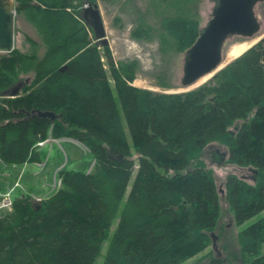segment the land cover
<instances>
[{
  "label": "trees",
  "instance_id": "1",
  "mask_svg": "<svg viewBox=\"0 0 264 264\" xmlns=\"http://www.w3.org/2000/svg\"><path fill=\"white\" fill-rule=\"evenodd\" d=\"M14 1L45 53L0 55V160L42 162L35 144L65 137L86 147L93 165L62 166L60 185L36 203L32 192L13 197L0 216V264H94L116 217L103 264H182L202 253L220 215L212 170L198 157L212 141L227 147L225 162L256 169L254 183L226 176L235 223L264 209V40L196 88L153 91L132 84L136 59L115 63L108 45L93 41L81 0ZM158 28L178 52L200 31L182 15H162ZM130 34L151 40L154 29L141 21ZM17 84L15 96L2 94ZM38 110L61 115L52 121ZM237 238L241 264H264V216Z\"/></svg>",
  "mask_w": 264,
  "mask_h": 264
},
{
  "label": "rangeland",
  "instance_id": "2",
  "mask_svg": "<svg viewBox=\"0 0 264 264\" xmlns=\"http://www.w3.org/2000/svg\"><path fill=\"white\" fill-rule=\"evenodd\" d=\"M78 1L74 0L75 3H78ZM81 1L79 8L81 17L82 8L89 1L97 3L100 11L107 44H102L94 35L93 41L100 47L108 45L115 63L132 59L138 61L135 78L132 82L133 85L168 93L177 92L184 88L180 84L184 51H176L173 40L159 30V19L162 15L189 16L196 19L199 28H201L211 18L212 8L215 5L214 0ZM254 13L260 23V29L252 37H256L258 40L264 37V1H259L255 4ZM141 21L151 25L154 29V36L151 40L135 39L131 36V30ZM246 38L251 37L229 36L223 46L222 58L224 57L225 59L224 52L231 44L241 42L246 40ZM15 47L26 53H34L38 57H42L45 53V45L41 34L26 19L23 13H16L15 15ZM103 61L105 60L103 59ZM32 76L33 72L22 73L20 74L19 82H23ZM239 122L241 121L239 120ZM123 123L126 129L124 119ZM229 129L233 130V125ZM215 150L227 151V147L220 141H212L198 155L199 160L205 164V167L212 170L219 189L220 215L212 231L216 235L215 244L213 247L211 243L202 253L182 264H210V260L213 257L220 260L219 264H241L239 261L240 244L237 234L264 216L263 209L243 223H235L233 212L225 198L224 185L226 176L229 173H233L249 183H254V173L249 167H240L227 163L225 160L221 164H217L213 159ZM40 151L42 153V162H44L42 167L32 163L6 165L0 160V196L3 193H10L13 199V197L22 192H32V200L36 203L53 189H56L54 173L62 166L68 169L88 171L93 165L92 153L78 141L65 137L47 141ZM117 223L118 217L113 220L109 237L104 242L101 254L94 264H103L107 243Z\"/></svg>",
  "mask_w": 264,
  "mask_h": 264
},
{
  "label": "water",
  "instance_id": "3",
  "mask_svg": "<svg viewBox=\"0 0 264 264\" xmlns=\"http://www.w3.org/2000/svg\"><path fill=\"white\" fill-rule=\"evenodd\" d=\"M259 1L264 0H214L215 5L212 8L211 18L205 26L200 28L194 43L184 51L180 77L181 86L186 87L208 73H211L212 77L231 61L222 63L223 46L229 36L252 37L259 31L260 23L254 13V6ZM16 8L14 0H0V55L11 52L15 47ZM82 19L86 25L92 28L94 37L102 44H107L105 28L97 3L89 1L83 6ZM261 40H264V37L258 39L251 46ZM189 89L191 88H182L177 92ZM18 92L19 84L2 94L15 96ZM37 114L49 117L52 121L61 115L48 110H38ZM237 127L238 122L235 129ZM214 153V160L217 164H221L227 158V151L215 150ZM254 173H256V169H254ZM211 237L214 247L216 235L211 233Z\"/></svg>",
  "mask_w": 264,
  "mask_h": 264
},
{
  "label": "bare ground",
  "instance_id": "4",
  "mask_svg": "<svg viewBox=\"0 0 264 264\" xmlns=\"http://www.w3.org/2000/svg\"><path fill=\"white\" fill-rule=\"evenodd\" d=\"M257 41L256 37L246 38V40H242L241 42H235L231 44L228 49L224 52V57L222 58V63H225L228 60H231L237 56H239L242 52H244L248 47H250L253 43ZM211 73L201 76L196 81L191 83L190 85L184 88H195L196 86L202 84L206 80L211 77Z\"/></svg>",
  "mask_w": 264,
  "mask_h": 264
},
{
  "label": "built area",
  "instance_id": "5",
  "mask_svg": "<svg viewBox=\"0 0 264 264\" xmlns=\"http://www.w3.org/2000/svg\"><path fill=\"white\" fill-rule=\"evenodd\" d=\"M49 140H51V138H48L45 140H40L35 144V147L36 148L42 147ZM36 164L38 166H41V167L43 165L42 162H37ZM54 182H55L54 185H57V186L60 185V180L54 181ZM12 206H13V199H12L10 193H6V194L3 193L0 196V216L3 215V213H5V212L10 211L12 209Z\"/></svg>",
  "mask_w": 264,
  "mask_h": 264
},
{
  "label": "flooded vegetation",
  "instance_id": "6",
  "mask_svg": "<svg viewBox=\"0 0 264 264\" xmlns=\"http://www.w3.org/2000/svg\"><path fill=\"white\" fill-rule=\"evenodd\" d=\"M213 157H215V153H213ZM214 159V158H213Z\"/></svg>",
  "mask_w": 264,
  "mask_h": 264
}]
</instances>
